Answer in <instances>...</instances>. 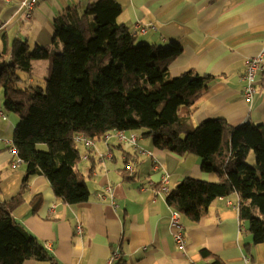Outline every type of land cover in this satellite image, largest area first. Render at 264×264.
I'll use <instances>...</instances> for the list:
<instances>
[{"label":"crops","instance_id":"0c3cea01","mask_svg":"<svg viewBox=\"0 0 264 264\" xmlns=\"http://www.w3.org/2000/svg\"><path fill=\"white\" fill-rule=\"evenodd\" d=\"M90 1L97 0H37L27 19L26 0H0V53L17 39L31 47L38 43L53 52L62 50L55 19ZM116 1L122 7L119 22L133 31L137 23L150 25L146 33L138 31L139 41L160 47L176 42L183 47L171 65L172 77L190 69L210 76L194 114L195 124L215 118L234 125L264 124V70L257 74L252 101L243 94L247 60L264 51V0ZM49 65L47 59L34 60L33 76L22 85L44 83ZM37 70L44 71L43 76ZM3 105L1 87L0 111ZM4 114L6 119L0 116V202L17 195L25 177V164H15L17 155L11 151L19 116ZM135 133L140 153L114 135L95 140L93 147L81 146V162L86 165L80 171L87 174L90 189L84 203H62L44 175L31 178L25 201L16 206L14 216L46 245L57 264H109L114 250L121 255L111 264L121 260L123 264H264V243L252 244L248 225L240 219L236 193L215 199L198 221L181 214L187 244L185 250L178 247L170 225L174 209L167 201L168 192L184 177L217 181V176L203 170L200 156L159 150L152 138ZM129 164L133 173L126 169ZM164 175L169 176L167 192L162 190ZM108 186L113 197L106 191ZM38 193L42 204L34 212L33 197ZM203 249L211 255L205 257ZM23 264L52 263L30 259Z\"/></svg>","mask_w":264,"mask_h":264},{"label":"trees","instance_id":"16d2710c","mask_svg":"<svg viewBox=\"0 0 264 264\" xmlns=\"http://www.w3.org/2000/svg\"><path fill=\"white\" fill-rule=\"evenodd\" d=\"M121 13L116 0L79 4L54 21L62 50L53 52L38 43L31 47L17 39L0 53L3 106L19 115L13 144L25 164L21 189L0 202V264L30 259L57 264L46 245L15 218L14 209L25 201L31 178L39 174L62 203L88 201L87 174L77 169L84 144L76 136L97 140L116 130L152 138L159 150L200 156L203 170L214 173L217 181L184 177L168 192V203L198 221L215 199L236 193L252 244L264 243V124L234 125L225 118L195 124L210 76L190 69L172 77L171 65L183 47L139 41L138 31L119 22ZM38 59L50 62L44 84L22 85L33 76L32 62ZM251 150L253 165L248 162ZM33 199L37 212L41 193ZM202 254L210 252L203 249Z\"/></svg>","mask_w":264,"mask_h":264},{"label":"built area","instance_id":"2783aa9c","mask_svg":"<svg viewBox=\"0 0 264 264\" xmlns=\"http://www.w3.org/2000/svg\"><path fill=\"white\" fill-rule=\"evenodd\" d=\"M36 4H37V0H26L24 6H25V16L27 19H30L32 17V12H33ZM149 27H150V25H146V24H142V23H137V25H136L137 31H139L141 33H146L148 31ZM262 70H264V51L247 60L246 72L243 75V80L245 82L243 94H244V97L248 101H252V99H253V96L256 92L257 74ZM0 116L5 118V119L7 118V116L4 114L3 111H0ZM127 132L123 131V130L111 131V132L105 134L104 138L108 139L111 135H114L117 137L119 142H121L125 145H129V147H132L137 152H139V148H138L139 147L138 146L139 135L135 132L131 133L130 135H127ZM76 141L80 142V143H82L88 147H92L95 145V140L86 137L84 134L77 135ZM11 151L17 155V159L15 161V164H17V165L22 164L23 161L20 157H18V150L14 144H12V146H11ZM146 153L148 155H152V152H150V151L146 152ZM156 168L157 167H155V169ZM126 169L130 173L134 172V167L131 164L127 165ZM168 182H169V176L164 175L163 176L164 186L162 187L163 191H166V192L168 191V186H167ZM106 191L109 192L111 194V196L113 197V190L110 186L107 187ZM100 196H101V198L106 197V195H102V194ZM228 202L231 204L230 201H228ZM170 225L174 231L173 235H174V239H175L178 247L185 250V247L187 244V240L185 237V226L181 221V213L175 209L171 213ZM242 229H244V226L241 228V230ZM77 230L79 232H81L82 227L79 225ZM120 255H121V253L114 250L113 255L109 259V264H111L113 262V260H118L120 258ZM249 261L250 260L247 259V262H249Z\"/></svg>","mask_w":264,"mask_h":264},{"label":"rangeland","instance_id":"374dc122","mask_svg":"<svg viewBox=\"0 0 264 264\" xmlns=\"http://www.w3.org/2000/svg\"><path fill=\"white\" fill-rule=\"evenodd\" d=\"M37 72L41 75V76H43V74H44V71H40V70H37ZM38 73H36L37 75H38ZM47 75H48V72H47ZM39 80H40V77L38 78ZM43 80V79H42ZM42 85L44 84L43 82L41 83ZM39 85V83H37V82H35V84H34V86H38ZM40 86V85H39ZM2 86H0V88H1ZM7 115H17V116H19L18 115V113L17 112H14V111H8V110H6L5 108H4V110H3ZM19 121V120H18ZM86 146V145H85ZM86 147H88V146H86ZM93 147V146H92ZM248 162H249V164H255V162H256V158H255V154H254V151L253 150H251L250 151V153H249V155H248ZM85 162H80L78 165H77V169H83L84 167H85ZM82 172V171H81ZM204 180V179H203Z\"/></svg>","mask_w":264,"mask_h":264}]
</instances>
